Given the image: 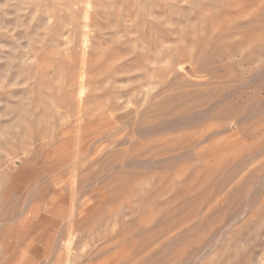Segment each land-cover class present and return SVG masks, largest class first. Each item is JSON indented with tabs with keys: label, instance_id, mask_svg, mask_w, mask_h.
<instances>
[{
	"label": "rangeland",
	"instance_id": "obj_1",
	"mask_svg": "<svg viewBox=\"0 0 264 264\" xmlns=\"http://www.w3.org/2000/svg\"><path fill=\"white\" fill-rule=\"evenodd\" d=\"M0 264H264V0H0Z\"/></svg>",
	"mask_w": 264,
	"mask_h": 264
},
{
	"label": "bare ground",
	"instance_id": "obj_2",
	"mask_svg": "<svg viewBox=\"0 0 264 264\" xmlns=\"http://www.w3.org/2000/svg\"><path fill=\"white\" fill-rule=\"evenodd\" d=\"M87 40H88V39H87ZM182 68H183V70L186 72V75H187V76H191V77H193V78H194V77H197V78L199 77V75H198L199 73H198V71H197V69H196V67H195L194 65H191V64L188 63V64H184ZM84 74H85V73H84ZM216 76H220V74L217 73ZM83 77H84V76H83ZM83 77H82V74H81V78H83ZM197 78H196V79H197ZM80 80H81V79H80ZM82 80H83V79H82ZM84 81H85V80H83V81H82V84H80L81 87H80V85H79L80 90H79V89H78V90H79V93H80V94H83L84 90L86 89V88H84V86H85V85H84V84H85ZM196 81H197V80H196ZM196 81H195V82H196ZM80 83H81V82H80ZM199 85H200V84H199ZM84 93H85V92H84ZM79 99H80V98H79ZM81 100H82V99H80V101H81ZM80 101L78 102V109H79V111H80V110L82 109V107H83V104H82V102H80ZM62 110H63V109H62ZM64 110H65V109H64ZM73 163H74V162H73ZM73 226H74V223H73ZM75 236H76V234H75L74 230L70 231V233H69V235H68V242H69V243H72L73 240L75 239Z\"/></svg>",
	"mask_w": 264,
	"mask_h": 264
}]
</instances>
